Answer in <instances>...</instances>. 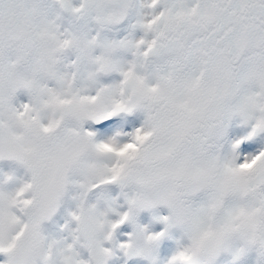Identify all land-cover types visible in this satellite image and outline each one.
I'll use <instances>...</instances> for the list:
<instances>
[{
  "label": "snow or ice",
  "instance_id": "6c2138e0",
  "mask_svg": "<svg viewBox=\"0 0 264 264\" xmlns=\"http://www.w3.org/2000/svg\"><path fill=\"white\" fill-rule=\"evenodd\" d=\"M0 264H264V0H0Z\"/></svg>",
  "mask_w": 264,
  "mask_h": 264
}]
</instances>
